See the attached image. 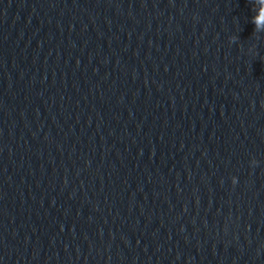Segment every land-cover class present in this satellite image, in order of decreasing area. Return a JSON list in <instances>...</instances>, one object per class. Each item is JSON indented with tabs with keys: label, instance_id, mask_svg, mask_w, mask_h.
<instances>
[{
	"label": "clouds",
	"instance_id": "obj_1",
	"mask_svg": "<svg viewBox=\"0 0 264 264\" xmlns=\"http://www.w3.org/2000/svg\"><path fill=\"white\" fill-rule=\"evenodd\" d=\"M255 15L251 18V22L254 24V33L259 34L264 32V0H254V9ZM238 37H233L232 40H235ZM237 182L236 178H232V183L235 184Z\"/></svg>",
	"mask_w": 264,
	"mask_h": 264
}]
</instances>
